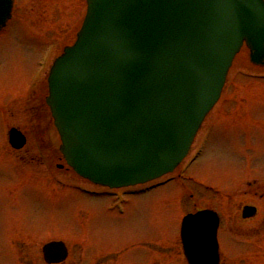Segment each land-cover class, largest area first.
<instances>
[{"label":"rangeland","instance_id":"obj_1","mask_svg":"<svg viewBox=\"0 0 264 264\" xmlns=\"http://www.w3.org/2000/svg\"><path fill=\"white\" fill-rule=\"evenodd\" d=\"M84 1L17 0L15 19L0 36V104L12 100L0 122L11 121L29 136L23 152L13 153L0 123V264H45L43 245L53 241L71 247L65 264H164V255L181 250L183 219L205 209L223 221L222 264H264V240L258 242L259 231L249 232L257 219L248 223L249 231L241 220L247 205L260 203L264 214L258 199L264 194V67L250 63L246 48L192 157L180 173L162 180L170 182L152 190L109 194L94 188L59 161L53 121L27 123L31 99L46 97L43 74L53 47L60 44V56L76 39ZM26 153L35 160L21 162Z\"/></svg>","mask_w":264,"mask_h":264},{"label":"water","instance_id":"obj_2","mask_svg":"<svg viewBox=\"0 0 264 264\" xmlns=\"http://www.w3.org/2000/svg\"><path fill=\"white\" fill-rule=\"evenodd\" d=\"M13 0H0V31ZM74 47L54 65L47 104L61 152L83 178L120 188L144 184L186 157L246 43L264 66V0H87ZM16 149L25 144L10 132ZM217 215L184 220L189 264H219ZM48 264L64 243L43 249Z\"/></svg>","mask_w":264,"mask_h":264},{"label":"flooded vegetation","instance_id":"obj_3","mask_svg":"<svg viewBox=\"0 0 264 264\" xmlns=\"http://www.w3.org/2000/svg\"><path fill=\"white\" fill-rule=\"evenodd\" d=\"M33 101H31V103H33V104L29 108V112L31 114V115H29L31 117L30 118V121L32 123H34L37 120L39 121V119L40 120L46 119L47 118V115H46L47 112H46V110L43 109V106L42 107H37L35 105L36 98H33ZM21 152H19V153H21ZM27 156L28 155H25V157H22V159L30 158L31 161H34V157H30V156L27 157ZM260 189L262 190V189H264V187H261L260 186ZM258 199L260 201H263L264 200V194L262 193V191H261L260 196L258 197ZM258 209H259V211H261V204L260 203L258 204ZM262 211H263V209H262ZM263 225H264V214L263 215H260V217L257 218V225H256L257 228H256V231H259V241H262V229H263ZM222 226H223L222 221H220V232L223 229Z\"/></svg>","mask_w":264,"mask_h":264}]
</instances>
